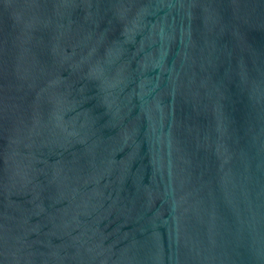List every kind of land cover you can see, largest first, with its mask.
Masks as SVG:
<instances>
[{"label": "water", "instance_id": "water-1", "mask_svg": "<svg viewBox=\"0 0 264 264\" xmlns=\"http://www.w3.org/2000/svg\"><path fill=\"white\" fill-rule=\"evenodd\" d=\"M0 264H264V0H0Z\"/></svg>", "mask_w": 264, "mask_h": 264}]
</instances>
